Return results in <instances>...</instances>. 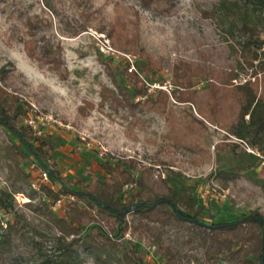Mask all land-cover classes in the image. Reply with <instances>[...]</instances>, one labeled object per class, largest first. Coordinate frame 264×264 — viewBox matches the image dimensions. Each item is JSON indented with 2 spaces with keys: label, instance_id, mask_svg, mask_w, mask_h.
<instances>
[{
  "label": "rangeland",
  "instance_id": "obj_1",
  "mask_svg": "<svg viewBox=\"0 0 264 264\" xmlns=\"http://www.w3.org/2000/svg\"><path fill=\"white\" fill-rule=\"evenodd\" d=\"M116 8L128 20L139 10L144 50L131 57V62L142 63L151 56L163 66L151 73L154 83L148 85L150 91L162 79L166 81L161 85L172 88L171 72L179 60L203 67V73L194 78L193 102H180L178 92L172 94L170 106L179 119L191 111L202 117L200 108H207L206 85L217 72L234 69L238 72L237 82L252 75L242 26L256 27L264 38V0H178L171 7L163 4L149 9L139 8L135 0H0V84L33 105L35 110L29 117L36 118L37 126L43 128V135L53 145L51 159L67 186L79 188L76 179L101 178L105 172L100 162L109 153L113 160L122 157L132 161L131 170L141 182H135L132 189L144 198L171 193L185 196L179 199V207L196 213L198 222L168 214L150 221V234L127 232L119 237L120 243L132 242L141 250L145 264H248L247 259L253 257L245 256L243 250L235 255L229 251L218 253L209 225L231 221L253 209L264 212V175L259 174L263 162L245 150L242 140L255 148L264 147V142L253 144L251 136L240 140L229 134L221 113L216 120L204 117L205 144L199 152L172 136V123L166 113L135 110L144 123L132 124L134 118L128 106L101 104L102 88L114 87L108 73L110 63L125 89L131 95L135 90L124 71L129 55L117 51L107 34ZM27 16L39 22L40 47L49 41L61 52L65 76L53 63L41 67L28 56L24 41L31 37L26 28ZM259 51L264 60V47ZM222 104L225 115L235 113L237 108L228 101ZM37 115L45 117L43 122L37 120ZM48 115L54 120L46 118ZM11 138L0 126V154L1 146ZM23 164L31 176L42 169L29 157ZM59 185L54 183L56 188ZM6 186L7 172L0 155V189ZM26 198L25 192L19 198L15 196V203L30 222L45 231L47 239L51 238L54 232L45 218L22 205ZM71 198L62 195L53 208L55 212L63 213ZM92 213L91 224L106 230L94 210ZM0 217L4 221L13 219L3 212ZM134 218H141L140 212L126 216L129 221ZM160 244L169 247L170 252H162ZM50 245L48 241L47 247ZM79 252L77 264H111L98 262L90 251Z\"/></svg>",
  "mask_w": 264,
  "mask_h": 264
},
{
  "label": "trees",
  "instance_id": "obj_2",
  "mask_svg": "<svg viewBox=\"0 0 264 264\" xmlns=\"http://www.w3.org/2000/svg\"><path fill=\"white\" fill-rule=\"evenodd\" d=\"M135 1L139 8L149 9L163 4L171 7L178 0ZM26 28L31 35L24 40L28 56L41 67L53 63L65 76L61 52L49 41H45L41 47L39 45V22L27 16ZM242 29L245 34L243 47L249 53L246 60L252 68V75L243 82H237L236 70L217 72L215 79L209 80L206 85L207 108H200L202 117L191 111L179 119L175 109L170 106L172 94L178 92L177 100L180 102H193L196 93L194 78L203 73V67L179 60L171 72L170 92L161 86L150 91L148 85L154 83L151 73L161 70L163 66L151 56L145 57L142 63L131 62V57H137L144 50L141 45L139 10L128 20L116 8L107 34L117 51L129 55L124 71L135 90L131 95L125 89L110 63L108 73L114 87L102 88L100 103L109 102L113 108L128 106L134 118L132 124L144 123L143 117L135 110L166 113L172 123V136L184 146L199 152L204 150L205 144L202 139L205 136L202 127H207L204 117L210 116L216 120L221 113L223 125L229 134L242 139L251 136L253 144L264 142V60L260 59L259 51L264 47V38L254 26L244 24ZM132 63L137 66L131 67ZM165 81L162 79L159 84H165ZM259 87L262 88L260 92ZM223 101L237 108L234 114H224ZM34 110L31 103L0 84V126L12 137L1 146L0 155L6 167L8 186L0 189V212L13 216L9 221L0 217V264H77L80 249L95 254L98 262L145 264L141 250L132 242L120 243L119 237H124L127 232L150 234V221L161 220L168 214L198 222L196 213H188L179 207V199L185 198L184 195L171 193L148 199L134 192L133 184L140 180L131 170L132 161L128 162L122 157L113 160L109 153L100 162L105 172L101 178L76 179L79 188L67 186L57 163L51 159L53 145L43 133H36L33 125L24 121ZM227 142L237 145L234 141ZM258 149L264 154V147ZM28 157L49 172V182L41 183L38 189L32 186V180L40 172L37 176H31L26 170L23 161ZM259 174L264 175V163ZM56 182L60 184L58 188L54 186ZM18 192H25L28 198L22 205L45 218L49 229L54 232L51 238L47 239L45 231L30 222L25 211L17 206L15 194ZM64 194L72 198L64 212L57 213L53 208ZM187 200L191 202V199ZM92 210L104 222L106 230L91 224ZM130 212H140L141 218L127 220L126 216ZM209 228L214 233L218 253L229 251L235 255L243 250L245 256L253 257L247 259L248 264H264V212L258 209L245 211L231 221L212 223ZM48 241L51 242L50 248L47 247ZM159 248L164 253L170 252L169 247L162 244ZM237 264H241V261Z\"/></svg>",
  "mask_w": 264,
  "mask_h": 264
},
{
  "label": "built area",
  "instance_id": "obj_3",
  "mask_svg": "<svg viewBox=\"0 0 264 264\" xmlns=\"http://www.w3.org/2000/svg\"><path fill=\"white\" fill-rule=\"evenodd\" d=\"M168 83H170V82L168 81ZM157 86H161V87L167 89L170 92V89L167 88V85H157ZM44 118H45L44 116L37 115V120H41L42 121ZM46 118H48V119L50 118V119L54 120L52 115H48V116H46ZM35 119L36 118L26 117L24 119V121L30 123L31 125H33V127L35 129V132L38 133V134H41V133H43V128L41 126H37V122H36ZM240 140H242V139L240 138ZM242 141H243V144H244L243 146L245 147V149L248 152H251V153L257 155L260 158V160L264 163V154L261 153V151L258 148H255V147L251 146L249 143L245 142L244 140H242ZM48 182H49V172H48L47 169L44 168V169H41L38 177H36V178H34L32 180V186L34 188L38 189L40 187L41 183H48ZM20 194H22V193L18 192V193L15 194V196L17 198H19ZM26 199H28V198H26Z\"/></svg>",
  "mask_w": 264,
  "mask_h": 264
}]
</instances>
